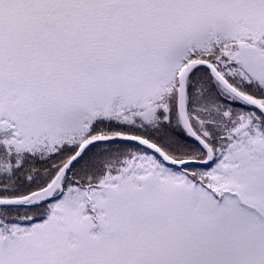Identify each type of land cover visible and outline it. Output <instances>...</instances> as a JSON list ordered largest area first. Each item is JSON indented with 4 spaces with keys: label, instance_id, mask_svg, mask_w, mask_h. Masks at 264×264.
I'll return each mask as SVG.
<instances>
[{
    "label": "snow or ice",
    "instance_id": "1",
    "mask_svg": "<svg viewBox=\"0 0 264 264\" xmlns=\"http://www.w3.org/2000/svg\"><path fill=\"white\" fill-rule=\"evenodd\" d=\"M0 264H264V0H0Z\"/></svg>",
    "mask_w": 264,
    "mask_h": 264
}]
</instances>
